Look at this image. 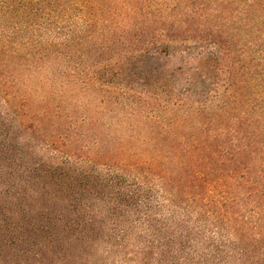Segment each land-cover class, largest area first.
Here are the masks:
<instances>
[{
    "label": "trees",
    "instance_id": "1",
    "mask_svg": "<svg viewBox=\"0 0 264 264\" xmlns=\"http://www.w3.org/2000/svg\"><path fill=\"white\" fill-rule=\"evenodd\" d=\"M0 264H264V0H0Z\"/></svg>",
    "mask_w": 264,
    "mask_h": 264
},
{
    "label": "rangeland",
    "instance_id": "2",
    "mask_svg": "<svg viewBox=\"0 0 264 264\" xmlns=\"http://www.w3.org/2000/svg\"><path fill=\"white\" fill-rule=\"evenodd\" d=\"M167 60L172 63L173 66H177L179 61L176 57L169 56L167 57Z\"/></svg>",
    "mask_w": 264,
    "mask_h": 264
}]
</instances>
